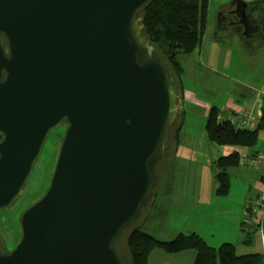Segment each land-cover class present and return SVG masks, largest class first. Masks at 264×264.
Instances as JSON below:
<instances>
[{"label":"water","instance_id":"95a60500","mask_svg":"<svg viewBox=\"0 0 264 264\" xmlns=\"http://www.w3.org/2000/svg\"><path fill=\"white\" fill-rule=\"evenodd\" d=\"M149 1L0 0V211L24 192L49 132L66 126L49 185L0 264H128L118 242L154 196L182 112L145 32ZM233 3L245 37L264 31L248 1Z\"/></svg>","mask_w":264,"mask_h":264},{"label":"rangeland","instance_id":"374dc122","mask_svg":"<svg viewBox=\"0 0 264 264\" xmlns=\"http://www.w3.org/2000/svg\"><path fill=\"white\" fill-rule=\"evenodd\" d=\"M232 1L210 0L201 44L191 53L178 55L182 69L180 74L182 112L177 126L172 131L166 153L156 164L158 184L154 197L142 211L138 223L141 230L160 240H172L180 233H197L194 227L197 228V220L204 214L205 209L211 208L213 204L217 206L218 200L223 201L226 197L216 194L218 184L215 162L219 157L227 155L228 146L210 141L205 129L207 115L210 107L216 106L214 103L241 90L243 87L241 81L249 80L254 74L250 71L251 61H247L246 69L242 62V54L236 49L221 47L215 38L216 11L218 7ZM158 51L156 50V53L159 58L166 62ZM169 69L179 86L177 76L170 66ZM172 69L177 74L178 68ZM235 75L238 77L237 82L234 81ZM65 130V125H59L49 132L24 192L10 208L0 211V243L3 248L12 250L15 247L20 237V214L47 189ZM260 133L257 145L263 140V130H260ZM234 169L244 170L245 177L242 178L232 171L231 191L229 190L231 194L243 193L242 182L245 179L251 183L252 191L257 188L252 184L258 178L257 166H238L232 168ZM224 205L227 206L225 203ZM128 230L123 231L118 249L130 264V255L127 245L124 244ZM218 245L216 246L219 247ZM216 246L213 247L217 248ZM149 264H161V261H150Z\"/></svg>","mask_w":264,"mask_h":264},{"label":"trees","instance_id":"16d2710c","mask_svg":"<svg viewBox=\"0 0 264 264\" xmlns=\"http://www.w3.org/2000/svg\"><path fill=\"white\" fill-rule=\"evenodd\" d=\"M209 4L210 0H151L141 13L147 36L177 76L179 89L182 69L178 55L191 53L201 44ZM171 64L175 70L178 68L177 74ZM221 114L217 106L210 107L205 129L211 142L243 147H253L256 144L258 128H240L230 119L224 116L221 118ZM240 162L241 155L236 151L216 160L218 195L228 194L229 170L240 166ZM124 244L127 245L130 264H149L151 253L157 248L166 253L194 250L196 252L194 264H264V255L261 253L238 255L235 244L231 242H225L215 248L196 232L180 233L174 239L164 241L136 225L126 232Z\"/></svg>","mask_w":264,"mask_h":264},{"label":"crops","instance_id":"0c3cea01","mask_svg":"<svg viewBox=\"0 0 264 264\" xmlns=\"http://www.w3.org/2000/svg\"><path fill=\"white\" fill-rule=\"evenodd\" d=\"M251 1L256 0H248V2ZM259 1L264 5V0ZM227 8L228 4H225L218 7L216 11L217 28L215 38L221 47L230 50L236 49L241 53L242 62L246 69L248 68V62L251 61L250 71L254 74L251 75L249 80L241 81L243 86L241 90H237L233 95H229L222 101L218 100L213 105L220 108L225 118L238 115L244 109H250L254 117L251 118L249 124L247 118L240 115L235 123L240 128H258V137L261 135L260 130H263V140L259 145L255 144L253 147L227 145V155L236 151L241 157L255 155L264 157V39L249 45V42L243 41L239 35L224 30L221 16ZM234 81H238L236 75ZM240 166L247 167L242 163ZM254 166L259 168L258 178L256 182L255 180L252 182L253 185L257 186L255 190L252 191L250 188L251 183L248 179H245L242 182L244 184L242 194L236 195L229 192L225 195L223 201L218 200L217 206L213 204L211 208L205 209L204 214L197 220L198 226L197 228L195 226L194 230L210 245L216 246L219 244L218 246H220L225 242H231L235 244L238 255L249 253L264 255V206L261 202L264 201V161H259ZM232 171L242 178L245 177L244 170L231 169L229 170L230 176ZM255 171L258 172V170ZM195 258L196 252L194 250H186L170 255L157 248L152 251L149 262L194 264Z\"/></svg>","mask_w":264,"mask_h":264},{"label":"flooded vegetation","instance_id":"af4514ba","mask_svg":"<svg viewBox=\"0 0 264 264\" xmlns=\"http://www.w3.org/2000/svg\"><path fill=\"white\" fill-rule=\"evenodd\" d=\"M230 5V6H229ZM235 6L233 1L228 4V8L222 12V22L223 28L227 32L232 34L240 35L243 41L249 42V45H252L255 41L264 39V31H258L256 33L249 34L248 38L243 35V30L238 29L239 18L234 14ZM248 13L252 17L255 25H260L262 27V19L264 18V5L259 0L251 1L248 4ZM256 12V13H254ZM240 28V27H239ZM252 30V29H251ZM1 244V243H0ZM0 249L4 253H8L10 250H7L0 245Z\"/></svg>","mask_w":264,"mask_h":264},{"label":"built area","instance_id":"2783aa9c","mask_svg":"<svg viewBox=\"0 0 264 264\" xmlns=\"http://www.w3.org/2000/svg\"><path fill=\"white\" fill-rule=\"evenodd\" d=\"M240 116L247 118V123L249 124L251 121V118L254 117V114L251 112L250 109H244L243 111H241L238 115H233L232 117H228V119H230L235 125H237L235 123V120ZM221 118L223 117V114H221L220 116ZM259 161H264V157L261 155H255V156H244L241 157V162L243 165L245 166H254L256 164L259 163ZM263 206H264V201H261Z\"/></svg>","mask_w":264,"mask_h":264}]
</instances>
